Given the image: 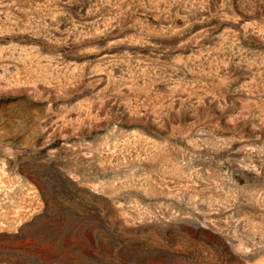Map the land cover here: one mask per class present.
Listing matches in <instances>:
<instances>
[{
  "label": "rangeland",
  "instance_id": "1",
  "mask_svg": "<svg viewBox=\"0 0 264 264\" xmlns=\"http://www.w3.org/2000/svg\"><path fill=\"white\" fill-rule=\"evenodd\" d=\"M0 264H264V0H0Z\"/></svg>",
  "mask_w": 264,
  "mask_h": 264
}]
</instances>
